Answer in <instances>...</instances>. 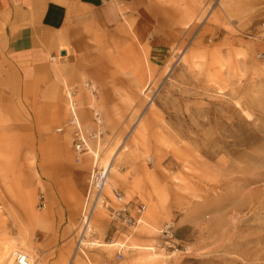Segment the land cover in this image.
Returning a JSON list of instances; mask_svg holds the SVG:
<instances>
[{"label": "rangeland", "instance_id": "rangeland-1", "mask_svg": "<svg viewBox=\"0 0 264 264\" xmlns=\"http://www.w3.org/2000/svg\"><path fill=\"white\" fill-rule=\"evenodd\" d=\"M153 1L140 8L180 39L163 67L149 65L131 30L106 34L104 43L97 41L100 50L88 54L87 69L76 78L77 70L65 65L44 99L59 119L67 113L65 93L75 91L88 129L91 108L101 112L102 138L83 157L91 164L90 150L106 165L128 139L116 182L104 193L113 205L114 189L123 201L146 205L145 224L118 232L106 210L94 216L98 230L88 240L94 244L80 247L84 253L72 264H264V0ZM2 60L0 53V239L9 238L2 246L17 251L10 239L24 238L38 248L30 253L34 264H42L39 257L69 264L84 196L71 191L62 210L49 180L37 173L66 156L68 128L58 133L61 122L44 120L12 92L17 86ZM85 81L96 84L97 94L83 88ZM166 222L174 238L162 244ZM118 240L124 247L107 246Z\"/></svg>", "mask_w": 264, "mask_h": 264}, {"label": "crops", "instance_id": "crops-1", "mask_svg": "<svg viewBox=\"0 0 264 264\" xmlns=\"http://www.w3.org/2000/svg\"><path fill=\"white\" fill-rule=\"evenodd\" d=\"M152 3L157 2L153 0H0V53L5 63L4 67L10 71L17 86L12 87V92L21 95L20 99L29 101L34 112L43 114V119L47 120L49 117L50 123L61 122V127H65L68 114L66 113L65 116L62 110L58 115L59 119H53L48 111L52 104H49L48 98L44 101L50 87L54 88L59 81L56 76H59L66 65L67 70H77L74 74L77 78L82 68L87 69L85 60L88 54L100 50L97 41L104 43L106 34L114 38L120 37L121 31L127 29L131 30L134 41L146 49L143 56L149 65L156 69L163 67L174 48L179 46L180 39L177 31H170L167 26L154 24L151 12L145 7L140 8L142 4ZM8 79L9 77L2 76L1 82L9 83ZM73 92L75 99L76 94L75 91ZM55 94L56 100L59 101L57 91ZM95 98L97 100L98 95ZM64 100L67 111L66 93ZM58 133L65 134L64 131ZM66 133L70 137V147L66 148V156H55L50 163L41 164L42 167L37 170V173L40 171L49 180L50 189L58 195L62 210H64L63 206H69L71 203L69 200L71 191L84 196L91 170V163L87 158H83L87 153L82 155L80 161H76L72 136L69 132ZM56 140L60 141V145H64L63 139L56 138ZM90 152L98 158L96 151L90 150ZM117 173L118 171L112 172L110 178L112 177L114 182H109L110 187L108 188V184L106 192L111 191ZM103 210H99L95 217L100 216ZM143 218L144 215L141 224H145ZM97 221L98 219L96 222L92 221L93 233L98 230ZM20 229L22 231V228ZM22 235L25 237L26 231H22ZM8 239H0V250L4 251L5 247L2 245ZM10 240L12 247L30 250L32 255L34 249H38L31 245L30 240L24 238L18 241ZM113 242H118L124 247L120 240ZM76 257L77 254H74L72 263ZM35 260L44 264L41 257Z\"/></svg>", "mask_w": 264, "mask_h": 264}, {"label": "built area", "instance_id": "built-area-1", "mask_svg": "<svg viewBox=\"0 0 264 264\" xmlns=\"http://www.w3.org/2000/svg\"><path fill=\"white\" fill-rule=\"evenodd\" d=\"M83 88L91 95H95L98 92L96 84L90 81H85L83 83ZM66 98L68 114L67 123L65 127H58L56 131L63 132L65 131L64 128H68V132L72 136V146L75 152V159L76 161H80L82 155L88 151L89 145L93 143L97 146L101 140L103 134V117L97 108H91L90 117L94 128H85L79 120L77 113V101L73 97V92L67 91ZM149 162L153 164L152 157H150ZM109 174V164L100 165L98 158L93 156L89 180L79 214V223L81 228L86 227L87 224L91 222L97 208L99 207H103L108 213L109 223L115 232L122 229L134 228L138 225L140 218L144 214L146 205L143 202L139 200L125 202L123 201L124 196L122 192L116 189L112 190L114 205L112 204L111 199L104 193ZM173 238V224L166 222L159 230V241L164 244L165 242L172 241ZM81 239L82 237L79 235L75 253L80 250ZM122 257V252L117 251L114 260L120 261ZM71 263L72 261L69 264ZM0 264H32V261L26 252L17 250L5 259L1 260ZM98 264L108 263H106V261H102Z\"/></svg>", "mask_w": 264, "mask_h": 264}, {"label": "bare ground", "instance_id": "bare-ground-1", "mask_svg": "<svg viewBox=\"0 0 264 264\" xmlns=\"http://www.w3.org/2000/svg\"><path fill=\"white\" fill-rule=\"evenodd\" d=\"M127 141H128V139H124V141L122 142V145H121V147L119 148V149H117V151L111 156V159H110V161H109V167H110V174H109V177H108V182H107V184H106V186H105V189H106V187H107V185L109 184V179H110V176H111V174H112V172L113 171H118L119 170V164L117 163V158H118V156H119V154L121 153V152H123V151H125V150H127ZM94 154V153H93ZM98 156V155H97ZM96 157V156H95ZM110 187V184L108 185V188ZM105 189H104V191H105ZM114 201V200H113ZM101 209H104L103 207H99V208H97V210H96V212H95V214L99 211V210H101ZM95 214H94V216H95ZM93 216V217H94ZM142 217H143V215H142ZM141 217V218H142ZM141 218H140V220H139V223H140V221H141ZM92 220H93V218H92ZM138 223V224H139ZM81 237H82V239H81V247H86V246H88V245H90V244H94V243H90V242H88V240L89 239H91V237H92V235H93V230H92V221L91 222H89L88 224H87V226L86 227H83V228H81V231H80V234H79ZM118 245H120V246H122L123 247V245H121L120 243H110V244H108L107 246H109V247H116V246H118ZM93 246V245H92ZM8 249V250H7ZM6 249V251L4 250V252L2 253V251H0V261L1 260H3V259H5L7 256H9L11 253H13V251H11V249H9V248H7ZM19 250H21V251H24V252H26L28 255H29V257H30V259H31V261H32V264H34V262H33V260H32V257H31V255H30V253L32 254V252H29V251H26L25 249H19ZM7 251H10L8 254H6V252ZM38 251V250H37ZM82 254L84 253V251H83V248H80V250H79ZM39 252V251H38ZM4 253L6 254V255H4ZM80 253V254H81ZM77 254V252L75 253V255ZM78 255V254H77Z\"/></svg>", "mask_w": 264, "mask_h": 264}, {"label": "water", "instance_id": "water-1", "mask_svg": "<svg viewBox=\"0 0 264 264\" xmlns=\"http://www.w3.org/2000/svg\"><path fill=\"white\" fill-rule=\"evenodd\" d=\"M62 55H64V52H62Z\"/></svg>", "mask_w": 264, "mask_h": 264}]
</instances>
